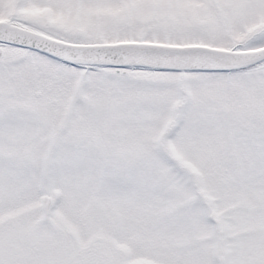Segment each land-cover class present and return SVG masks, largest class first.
Returning a JSON list of instances; mask_svg holds the SVG:
<instances>
[{
  "label": "snow or ice",
  "instance_id": "6c2138e0",
  "mask_svg": "<svg viewBox=\"0 0 264 264\" xmlns=\"http://www.w3.org/2000/svg\"><path fill=\"white\" fill-rule=\"evenodd\" d=\"M0 264H264V0H0Z\"/></svg>",
  "mask_w": 264,
  "mask_h": 264
}]
</instances>
